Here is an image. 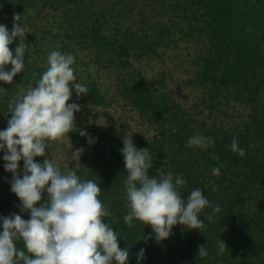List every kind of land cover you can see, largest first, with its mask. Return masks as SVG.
<instances>
[{
    "label": "trees",
    "instance_id": "16d2710c",
    "mask_svg": "<svg viewBox=\"0 0 264 264\" xmlns=\"http://www.w3.org/2000/svg\"><path fill=\"white\" fill-rule=\"evenodd\" d=\"M14 23L28 32V49L24 71L2 86L3 109L13 93L35 86L47 70L51 51L72 54L76 82L88 92L77 98L73 89L68 103L80 109L86 103L111 108V100L120 97L155 127L133 140L138 149L151 151L149 174L159 177L171 171L186 180L181 187L185 198L200 188L213 206H221L212 222L207 218L211 208L200 214L205 223L201 232L178 224L173 235L159 243L150 224L134 221L128 227L123 221L128 211L120 152L124 142L113 128L87 123L80 111L74 113L75 128L65 134V148L83 149L81 160L66 171L60 169L75 168L82 179L100 184L99 198L111 212L104 222L119 233V247L129 251V264H138L141 248L146 253L140 264H264V0H0V24L11 31ZM19 43L17 38L9 45L13 54ZM149 61L160 65L162 83L139 72L136 64ZM101 70L117 82L112 88L100 84ZM176 73L183 76L185 88L201 95L200 113L196 105L175 98L171 85ZM95 113L97 122L102 114ZM197 133L214 138V146L188 147V139ZM88 137L95 142L89 144ZM233 139L245 156L231 150ZM53 145L49 142L47 156ZM45 158L36 160L42 163ZM221 164L222 174L213 176L212 168ZM9 176L12 173L0 164V216L15 204L16 213L30 219L27 211L20 212ZM47 196L45 191L37 206ZM148 234L153 239L146 242ZM220 239L227 245L222 255ZM199 245H205L207 257H198ZM16 246L26 251L22 240Z\"/></svg>",
    "mask_w": 264,
    "mask_h": 264
},
{
    "label": "clouds",
    "instance_id": "9594fccd",
    "mask_svg": "<svg viewBox=\"0 0 264 264\" xmlns=\"http://www.w3.org/2000/svg\"><path fill=\"white\" fill-rule=\"evenodd\" d=\"M14 20L19 21L18 16ZM26 33L22 24L14 23L11 31L0 24V81L11 84L16 74L24 71ZM17 38L20 43L13 54L9 45ZM74 63L72 54L51 51L47 70L40 74L35 86L9 105L11 117L6 129L0 130V152L4 153V169L12 173L11 191L20 200V212L27 211L30 219L25 220L20 214L0 216V264H129V251L119 247V233L113 230L112 223L104 222L111 212L99 198L100 184L82 179L75 168L62 172L46 154L49 142L62 141L75 128L74 113L81 109L75 102L68 103L73 89L77 98L88 92L85 85L76 82ZM9 64L11 69L5 70ZM80 134L87 135L84 131ZM94 142L88 137L89 144ZM210 144L214 146V138L200 133L187 142L188 147L203 149ZM230 148L245 156V149L239 147L236 139ZM82 151L73 152L78 162ZM120 152L127 173L124 193L128 211L123 221L128 227L134 221L150 224L159 243L170 238L178 224L188 229H203L205 223L200 214L204 209L211 208L207 213L209 222L222 211L219 204H211L200 188L193 189L185 198L181 187L186 180L182 176H174L171 171L161 172L159 177L150 175L151 151L138 149L132 138L124 139ZM41 156L46 157L42 163L35 159ZM21 160L22 176L18 173ZM222 167V164L213 167L212 175H221ZM212 190H217L214 184ZM45 191L46 202L37 206ZM151 239L152 234L145 237L146 242ZM17 240L24 242L26 251L17 248ZM226 247L220 239L218 254L222 255ZM145 253L144 248L137 253L138 264L144 260ZM208 255L205 245H199L198 257Z\"/></svg>",
    "mask_w": 264,
    "mask_h": 264
},
{
    "label": "rangeland",
    "instance_id": "374dc122",
    "mask_svg": "<svg viewBox=\"0 0 264 264\" xmlns=\"http://www.w3.org/2000/svg\"><path fill=\"white\" fill-rule=\"evenodd\" d=\"M110 2V1H109ZM137 67L139 68V72L144 74L148 80H155V84L161 81L160 77V71L161 67L158 64V62L154 61H149V62H141L139 64H136ZM93 70V69H92ZM99 76V82L102 84V86L106 88H112L116 84L113 80L112 75H106L103 73L101 70L98 73ZM182 75H179V73H176L172 77V85L171 88L174 91V96L182 102L183 104L192 107L191 105L194 104L195 106V112L200 113L202 110V106L200 105V98L201 95L199 92H197L195 89H187L184 87L182 80ZM4 85V82L0 81V130L6 129L7 124H8V119L11 117V113L7 112L9 110V105L14 104L16 98L18 96L24 95L27 91L26 90H19L16 93H13L11 96V99L8 101L10 104L8 105L7 108L3 109L2 104H3V93L5 90L2 88ZM113 92L109 94V97L112 98ZM109 98V99H110ZM111 100V99H110ZM112 104L111 108H108V111L105 110L106 107H103L102 105L99 106L100 108H96L95 106L91 105V103H86L85 105H82V108L80 110V115L81 118L87 122V123H95L96 125H100V127L104 126L108 128H113V130L117 133V137L121 138V140L124 142V139H138L139 137L145 135L146 133L153 132L155 127L153 124L149 122L146 118L140 117L137 115L131 107L125 103L124 101L121 100L120 97L116 98V100H111ZM113 107V108H112ZM106 108V109H107ZM209 110V108H207ZM96 110H99V112L102 114L98 119L97 122L95 121L96 119L93 120V115H95ZM109 112V115H107ZM113 118V122H111L110 118ZM122 130L124 132H122ZM56 141L52 142V145ZM66 143H69V140L64 137L62 141H57L53 147L55 148L52 153H50L48 156L51 157V160H54L55 163L61 167L64 168L65 171L71 166L72 162H77L78 161V156H74L73 151H69L68 149L65 148ZM69 154H68V153ZM4 153L0 152V164H1V169L6 171L4 169V163L5 161L2 159ZM51 155V156H50ZM48 157V158H49ZM37 158V157H36ZM35 158V159H36ZM50 159V158H49ZM73 159H77L73 160ZM80 156H79V161H80ZM20 168L18 169V173L22 171L23 169V160L19 162ZM78 164V163H74ZM8 172V171H6ZM12 176H9V178ZM18 207L14 204L9 210H6L4 212L5 217L10 216L12 214H17L16 209Z\"/></svg>",
    "mask_w": 264,
    "mask_h": 264
}]
</instances>
